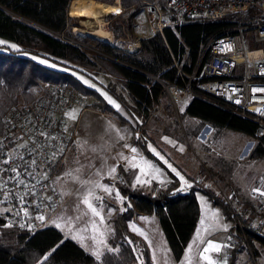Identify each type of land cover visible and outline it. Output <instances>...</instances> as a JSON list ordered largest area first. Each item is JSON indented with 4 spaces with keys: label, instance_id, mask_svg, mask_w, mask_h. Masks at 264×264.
<instances>
[{
    "label": "rangeland",
    "instance_id": "rangeland-1",
    "mask_svg": "<svg viewBox=\"0 0 264 264\" xmlns=\"http://www.w3.org/2000/svg\"><path fill=\"white\" fill-rule=\"evenodd\" d=\"M99 1L107 3L118 1L124 8L121 0ZM141 5L142 3L138 7L126 10L124 8L121 15L111 13L102 17L111 37L121 35L124 24L132 31L131 39L141 38V32L137 28L138 21L142 23L145 19V11L140 10ZM244 15L241 13L231 17L234 21L241 22ZM116 23L120 27L119 35L113 31ZM68 26L73 35L94 40L68 38L58 32L53 34L78 45L93 65L87 67L70 61L62 62L64 65H61L47 61L46 57L26 53L24 55H30L35 60L56 69L69 71L85 86L94 88L102 100L97 98L98 96L81 93L74 88L72 90L65 88V85L61 87L64 98L61 97L59 100L62 103L66 100V106L57 109L64 110L65 125L73 133V138L54 185L46 191L50 192L48 196L50 204L38 212L27 211L30 214L25 222L27 225L31 224L32 228L37 226H33L31 218L33 216L37 217L38 225L43 223L55 226L65 237L77 242L94 257L93 253L97 250L101 255L106 250H116L110 245L113 219L117 213L130 207L129 196L119 191L117 183L129 184L127 186L141 188L144 192L156 193L159 189L171 186L173 178L168 172L170 170L178 179L181 192H187L191 187L196 190L200 208L197 226L182 258L175 260L173 257L155 215L141 214L134 210V215L126 223L127 230L137 241H143L148 249L151 264H185L187 255L191 256V264H208L201 258V253L209 241L220 246L219 252H209L208 255L213 258L214 264H221L216 255L222 252L223 256H226L225 247L234 246L233 241L238 238L233 237V234L236 235L237 226L241 227L243 222L241 218L252 224L264 226V195L260 194L264 192V156L250 157V152L258 139L233 130L217 129L207 122L184 114V108L191 95L174 106L169 95L162 94L149 116L142 117L134 109V102L124 89L122 78L112 74L106 65L107 59L114 58L99 50L95 42L98 39L73 31L74 26L83 28L81 18L71 17ZM0 39L5 41L1 37ZM250 44L249 46H260L264 50V39L250 41ZM10 47L18 48L15 44H11ZM257 54H261V51H255L251 55ZM46 91L44 84L33 89V99H43L42 93ZM111 91L123 97L126 107ZM104 101L108 103L109 110L102 112L96 107V103L101 104ZM21 105L22 101L19 102V107ZM70 113L74 114V119ZM54 116L58 118V114L55 113ZM144 131L146 136L143 135ZM132 149L136 151L133 152ZM133 158L139 167H132L129 163ZM121 170L129 173L130 181ZM137 177L143 183H137ZM104 187L109 191H104ZM89 191L93 193L91 202L103 216L102 223L100 218L92 216L87 206L82 203ZM205 191L213 193L228 206L230 220L225 217L220 206L214 205L208 199ZM4 200L5 202H0V212L11 213L12 207L8 205L6 199ZM34 205L37 209L40 204L34 202ZM93 221L96 222L99 232L92 230ZM8 225L11 227L9 223L4 226ZM73 236L78 238L73 239ZM94 236L95 240L92 239ZM100 239L104 241L103 244L97 243ZM190 245L191 253L188 252ZM132 246L137 257H141V247L136 242L132 243ZM253 247L257 254L248 248L244 249L240 253L243 251L247 253L239 257L237 264H244L246 256L251 259L249 264H264V248L259 240H253ZM225 261L226 259L223 264Z\"/></svg>",
    "mask_w": 264,
    "mask_h": 264
},
{
    "label": "trees",
    "instance_id": "trees-1",
    "mask_svg": "<svg viewBox=\"0 0 264 264\" xmlns=\"http://www.w3.org/2000/svg\"><path fill=\"white\" fill-rule=\"evenodd\" d=\"M143 1L154 0H121V3L125 9H130L138 7ZM69 2L70 0H0V37L18 45V48H11L0 44V134L4 132L6 123L16 117L19 102L30 104L33 100L32 90L40 88L42 84L58 85L56 91L60 94V87L65 85L70 90L74 88L78 92L101 99L94 88L85 86L69 71L56 69L30 57H46L61 65L66 61L87 67L93 65L78 45L53 34L58 32L69 38H82L69 30ZM158 2L164 3V0ZM235 23L237 21L232 17L180 22L174 27H167L164 36L154 35L142 39L140 48L134 53L122 51L102 41L95 42L101 52L114 58L107 59L106 65L112 74L122 78L123 87L134 102V109L142 117L147 118L158 102L162 92L160 82L179 86L190 84L192 91L199 96L190 98L184 114L196 117L217 129L233 130L255 137V123L238 115L232 104L208 94L198 86L197 81L190 80L187 76L197 65L202 46L212 37L232 32ZM119 28L116 23L113 31L117 35L120 33ZM81 40L94 39L85 37ZM25 53L30 55H24ZM46 89L51 94V90ZM111 93L126 107L121 95ZM105 103H96V107L105 112L109 108L108 103ZM143 135L146 136L145 131ZM143 147L149 151L144 145ZM257 156H264V137L258 139L250 152V157ZM159 163L167 169L162 162ZM168 172L173 178L171 186L159 189L156 193L117 183L119 191L129 196L130 207L117 213L113 219L110 245L116 250L104 251L99 260L77 242L65 237L55 226L47 225L30 232L5 227L6 222L0 216V264H151L143 241H137L127 230L126 223L134 215V210L157 217L173 257L180 260L197 226L200 208L196 190L191 187L187 192H181L178 179L170 170ZM124 175L128 181L131 180L129 173L124 172ZM204 193L214 205L222 208L225 217L230 220L228 206L213 193ZM241 220V227L237 226L236 235L233 234V237L238 238L233 241L235 244L231 242L234 246L225 247L227 264H236L238 253L244 249L248 248L257 254L253 247L255 239L264 248L263 224H252L245 218ZM135 242L141 247L142 258L137 257L134 251L132 243Z\"/></svg>",
    "mask_w": 264,
    "mask_h": 264
},
{
    "label": "built area",
    "instance_id": "built-area-1",
    "mask_svg": "<svg viewBox=\"0 0 264 264\" xmlns=\"http://www.w3.org/2000/svg\"><path fill=\"white\" fill-rule=\"evenodd\" d=\"M140 10L145 11V19L138 21L137 27L141 38L131 39L132 31L121 24L122 34L112 37L110 44L134 53L142 39L164 36V30L177 23L245 14L243 21L233 25L232 32L212 37L202 46L197 65L187 76L208 94L232 104L238 115L256 124L255 137H264V50L249 46L250 41L264 39V0H154L143 1ZM123 12L121 7L116 15ZM255 51L262 53L251 55ZM160 83V96L169 95L174 106L189 95L199 96L190 84ZM57 86L46 85L51 94L43 92V99L22 103L0 134V202L6 199L13 209L11 213L0 212V216L12 228L33 232L47 226L38 225L37 217H31L33 226L37 225L34 228L25 220L30 214L27 211L38 212L50 204V192L46 191L54 185L73 138L65 125L64 110L57 109L66 106V100H59L64 97L61 87V94L56 91ZM34 202L40 204L37 209Z\"/></svg>",
    "mask_w": 264,
    "mask_h": 264
},
{
    "label": "bare ground",
    "instance_id": "bare-ground-1",
    "mask_svg": "<svg viewBox=\"0 0 264 264\" xmlns=\"http://www.w3.org/2000/svg\"><path fill=\"white\" fill-rule=\"evenodd\" d=\"M120 10L118 1L107 3L99 0H70L67 12L71 17L81 18L83 22V28L74 26L75 33L89 35L110 44L113 41L111 33L102 17L117 14Z\"/></svg>",
    "mask_w": 264,
    "mask_h": 264
},
{
    "label": "snow or ice",
    "instance_id": "snow-or-ice-1",
    "mask_svg": "<svg viewBox=\"0 0 264 264\" xmlns=\"http://www.w3.org/2000/svg\"><path fill=\"white\" fill-rule=\"evenodd\" d=\"M0 43H2V42H0ZM110 102H111V101H110ZM69 115H70L73 119L75 118L74 114H71V113H70ZM42 134H43V133H42ZM132 151L135 152L136 149H132ZM134 159H135V158H133L132 161H129V163L132 164V167H139V165L136 164V163L134 162ZM6 162H7V161H6ZM33 163H34V162H33ZM112 171L114 172L115 169H113ZM141 172H143V169H141ZM66 175H71V173H66ZM181 179H182V178H181ZM85 183H87V182L85 181ZM137 183H143V181H141V180L139 179V177H137ZM97 187H102V186L97 185ZM103 190L106 191V192L109 191V189H108L107 187H104ZM260 194H261V195H264V192H261ZM91 197H93V193H92L91 191H89L88 195L84 197L82 203H83L84 205L87 206V208H88V210L91 212L92 216H94V217H99V218H100V222L102 223V222H103V216L101 215L100 211L97 210V207H95V206L93 205V203L91 202V200H90ZM94 198H95V199H100L99 197H94ZM86 214H87V213H86ZM40 219H43V217H40ZM201 223L203 224L204 221L202 220ZM57 227H60V225H57ZM84 230L87 231V229H84ZM92 230H93L94 232H99V229H98L97 224H96L95 221L92 222ZM141 234H142V233H141ZM100 235L102 236L103 234L100 233ZM197 235H198V237H199V233H198ZM77 238H78L77 236H73V239H77ZM79 239L82 240L83 237H79ZM92 239L95 240L96 237L94 236V237H92ZM97 243H98V244H103L104 241H103L102 239H100V240H97ZM191 251H192V246L190 245L189 248H188V252L191 253ZM219 251H220V246L217 245V244L212 243L211 241H209L208 244H207V247H205V248L203 249L202 253H201V258H202L203 260L207 261L208 264H214V262H213V258H212L211 256H209L208 253H209V252H219ZM93 254L95 255V257H96L97 260L100 259V257H101V253H100L99 250H97V251H96L95 253H93ZM185 264H191V256H190V255H187V256L185 257Z\"/></svg>",
    "mask_w": 264,
    "mask_h": 264
},
{
    "label": "crops",
    "instance_id": "crops-1",
    "mask_svg": "<svg viewBox=\"0 0 264 264\" xmlns=\"http://www.w3.org/2000/svg\"><path fill=\"white\" fill-rule=\"evenodd\" d=\"M6 41V42H5ZM5 41H3V40H1L0 39V42H2L3 44H6L7 46H11V44H15V43H11L10 41H7V40H5ZM1 44V43H0ZM15 45H17V44H15ZM18 46V45H17ZM12 48V47H11ZM39 62H40V60H38ZM47 61H49V62H51L50 60H48L47 59ZM53 62V61H52ZM41 63H43V62H41ZM44 64V63H43ZM50 66V65H49ZM189 102V101H188ZM187 102V103H188ZM186 103V104H187ZM139 213V212H138ZM142 214V213H141ZM189 244V243H188ZM187 244V245H188ZM82 247V246H81ZM187 247V246H186ZM83 248V247H82ZM224 248V247H223ZM83 249H85V248H83ZM186 249V248H185ZM86 250V249H85ZM87 251V250H86ZM246 251H243L242 253H239V255H238V257H237V260H236V264H237V262L239 261V257H241V255L243 254V253H245ZM247 253V252H246ZM184 254V253H183ZM224 254H222V252L221 253H219L218 255H216L217 256V260H219V261H221V264H223V262H224V260L226 259V256H223ZM183 256V255H182ZM182 258V257H181ZM251 259H249V257L248 256H246L245 257V261H244V264H249V261H250ZM225 264H227V260L225 261Z\"/></svg>",
    "mask_w": 264,
    "mask_h": 264
},
{
    "label": "water",
    "instance_id": "water-1",
    "mask_svg": "<svg viewBox=\"0 0 264 264\" xmlns=\"http://www.w3.org/2000/svg\"><path fill=\"white\" fill-rule=\"evenodd\" d=\"M69 6V5H68Z\"/></svg>",
    "mask_w": 264,
    "mask_h": 264
}]
</instances>
